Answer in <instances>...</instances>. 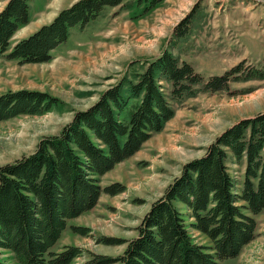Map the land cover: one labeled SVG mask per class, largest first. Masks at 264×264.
Listing matches in <instances>:
<instances>
[{
	"label": "trees",
	"instance_id": "1",
	"mask_svg": "<svg viewBox=\"0 0 264 264\" xmlns=\"http://www.w3.org/2000/svg\"><path fill=\"white\" fill-rule=\"evenodd\" d=\"M147 1L144 11L164 0ZM125 0H77L54 19L11 47L15 33L31 20V0H8L0 10V54L20 63L50 61L75 26L85 27L106 8ZM191 14L174 29L189 34ZM244 59L224 75L206 79L187 60L165 49L148 61L135 79L122 80L85 110L76 112L58 134L43 136L36 149L0 166V248L18 264H73L84 249H56L67 221L92 210L103 192L124 191L119 184L102 187L99 177L139 152L175 116L178 104L200 91L229 88L231 81L264 79V69L244 71ZM231 78L232 75H235ZM60 99L48 92L9 90L0 95V121L51 111ZM244 163V182L236 187L228 160ZM190 226L212 242L204 246ZM264 211V110L227 127L187 162L180 176L152 202L118 256L90 253L82 264H223L240 256L257 236L256 215ZM75 229V228H74ZM87 234L85 228H76ZM100 243H119L110 236ZM0 264H8L0 258Z\"/></svg>",
	"mask_w": 264,
	"mask_h": 264
},
{
	"label": "rangeland",
	"instance_id": "2",
	"mask_svg": "<svg viewBox=\"0 0 264 264\" xmlns=\"http://www.w3.org/2000/svg\"><path fill=\"white\" fill-rule=\"evenodd\" d=\"M7 1L0 0V10ZM76 1L31 0V20L15 33L11 47ZM147 5V1L125 0L124 5L106 8L85 27H73L50 61L20 63L0 54V95L30 89L60 99L44 114L0 121V166L33 152L43 136L58 134L77 111L95 104L120 81L135 79L145 63L165 49L189 61L206 79L224 75L244 59V71L264 69V0H164L144 11ZM190 14L189 34L176 38L175 27ZM263 110L264 79L231 81L227 89L200 91L186 98L165 128L139 152L99 177L102 187L119 184L124 191L116 195L103 192L92 210L69 219L56 249L64 245L83 248V255L73 264H82L90 253L122 254L126 241L137 236V227L152 202L180 176L184 165L202 156L227 127ZM228 164L241 190L244 163L229 158ZM176 204L185 213L195 241L210 246L211 240L190 226L193 218L187 215V207ZM255 218V240L239 257L223 264H264V211ZM103 236L120 241L100 243ZM0 258L18 264L9 250L0 248Z\"/></svg>",
	"mask_w": 264,
	"mask_h": 264
}]
</instances>
